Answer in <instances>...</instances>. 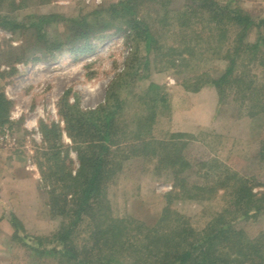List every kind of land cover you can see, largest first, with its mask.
Wrapping results in <instances>:
<instances>
[{"label": "rangeland", "instance_id": "rangeland-1", "mask_svg": "<svg viewBox=\"0 0 264 264\" xmlns=\"http://www.w3.org/2000/svg\"><path fill=\"white\" fill-rule=\"evenodd\" d=\"M210 1L209 10L205 0H0L8 112L0 122V201L6 216L20 213L0 220V264H161L211 227L251 239L264 232V0ZM212 10L250 20L246 28L226 17L218 24ZM230 59L212 113L218 131L206 138L196 130L173 148L182 124L173 110L188 117L183 91L222 75ZM63 100L112 120L110 133L122 141L107 162L115 170L102 184L103 213L79 222L67 242L56 234L71 216L51 211L37 165L46 147L41 124L55 123L61 158L72 174L78 167L62 130ZM176 151L189 163L177 175L178 165L159 163ZM241 183L253 204L238 201ZM116 222L123 232L113 238Z\"/></svg>", "mask_w": 264, "mask_h": 264}, {"label": "trees", "instance_id": "trees-1", "mask_svg": "<svg viewBox=\"0 0 264 264\" xmlns=\"http://www.w3.org/2000/svg\"><path fill=\"white\" fill-rule=\"evenodd\" d=\"M205 3L212 5L209 10L214 9L212 1L205 0ZM197 7L193 4L189 14L194 15ZM210 17L218 24L226 17L227 22L245 24L244 28L250 20L239 12L230 15L227 10H212ZM133 24L134 27H140L138 25L140 22L134 21ZM217 36L219 40L225 38L223 33H218ZM241 37L242 35L239 34V41ZM233 64L234 60L230 59V65L222 75L204 81V83L211 82L222 94V85L228 82V78L233 72ZM197 89L198 87H195L193 90ZM62 104L63 106L59 107L64 122L62 130L65 131L72 144L71 148L75 151L78 167L72 174L69 168L67 169L65 160L61 158L62 132L60 126L55 123L50 127L41 124L43 143L46 147L43 152V161H38L37 165L42 181L49 186L48 205L51 211L65 217L71 216L69 226L62 228L56 234L59 241L67 242L79 222L85 218L93 217L96 213H103L105 192L102 184L115 170V167L108 166L107 162L110 157L114 156L113 152L116 153L118 150L116 145L122 141L120 142V139L115 137L116 134L110 133L113 121L101 120L98 111L81 112L65 100ZM7 113V102L4 100V95L0 93V122L6 120ZM182 137H184L182 134H172L170 142L173 148L178 147L179 144L184 145L175 141ZM112 144L115 145L114 151L111 150ZM148 145L147 142L142 143V149ZM159 163L178 165L179 167L173 171L176 175L189 166L179 151L167 154ZM237 193L239 202H244L246 205L254 203V193L251 187L246 184L241 183ZM72 201L73 205L70 206ZM244 215H248V213H244ZM220 222L219 218L216 225H219ZM122 232V228L116 222L112 228L113 235L111 236L118 238ZM161 264H264V232L258 238L251 239L243 231L211 227L206 229L195 241L189 242L188 247L181 248L168 258L161 260Z\"/></svg>", "mask_w": 264, "mask_h": 264}, {"label": "crops", "instance_id": "crops-1", "mask_svg": "<svg viewBox=\"0 0 264 264\" xmlns=\"http://www.w3.org/2000/svg\"><path fill=\"white\" fill-rule=\"evenodd\" d=\"M190 91L191 92L183 91L182 93L183 97L188 100L189 105V110L186 112V115H188L186 120L182 118L184 116V111L182 113H178L173 110V122H176L181 118L182 123L181 125L176 126L175 130L177 131H173L175 132L173 134H182L184 137H191L196 130H200V132L203 131L205 133L206 138H212L219 128V125L217 126L218 121L216 120V116L212 113H214L215 108L220 105L219 98L221 94L211 82L203 83L197 90L191 89ZM205 105H208L210 110H207ZM205 135H203V138H205ZM37 189H39V187ZM0 203L2 204V208H0L2 210L0 212V220L11 217V219H20V213L18 212H12V214L9 215L10 217L6 216L7 206L4 205L5 203L2 200ZM13 234L14 233H12V235Z\"/></svg>", "mask_w": 264, "mask_h": 264}]
</instances>
